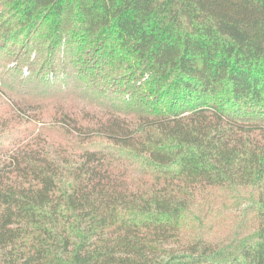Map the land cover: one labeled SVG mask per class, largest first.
Listing matches in <instances>:
<instances>
[{
  "label": "trees",
  "instance_id": "1",
  "mask_svg": "<svg viewBox=\"0 0 264 264\" xmlns=\"http://www.w3.org/2000/svg\"><path fill=\"white\" fill-rule=\"evenodd\" d=\"M0 68V264H264V0H0Z\"/></svg>",
  "mask_w": 264,
  "mask_h": 264
},
{
  "label": "rangeland",
  "instance_id": "2",
  "mask_svg": "<svg viewBox=\"0 0 264 264\" xmlns=\"http://www.w3.org/2000/svg\"><path fill=\"white\" fill-rule=\"evenodd\" d=\"M1 71V68H0ZM3 73V72H2ZM1 73V74H2ZM0 74V103L5 102L7 103L12 109L15 115L23 117L25 120H28V122H35V117L37 116V111L41 110L42 115H40L44 120L48 119V115L50 111L53 109L52 103L47 102L44 103L42 99L48 94L49 87L48 86H42V85H33L37 92H33L30 90V88L20 85L19 88L16 86H11V88H7V81H4L2 75ZM61 84V83H60ZM74 84V85H73ZM76 84V85H75ZM81 86L80 82L68 81V84H65L64 86H56V89H66L71 88L70 92L72 95H74L75 101L78 106H84L89 109H94L96 107H100L98 105L96 96L94 95H86L82 91H79V87ZM26 91L28 94H23V92ZM41 94V95H39ZM33 105H38L34 107H40V109L35 110L33 108ZM48 113V115L45 114ZM11 114V113H10ZM12 115V114H11ZM14 118V117H13ZM18 121H21L18 117ZM38 126L40 123H38ZM231 196L230 193L223 194L220 192H211L207 195V202L210 205H215L218 202L217 206V213L214 217L208 222V227L204 231L203 237L207 240H212L215 238V240L225 239L232 237L231 233L234 232L235 228H237L238 224L241 221V205L240 206H234L228 204L227 206L224 205L222 208L221 202L225 201ZM193 229V228H192ZM191 229V230H192ZM191 237H194L191 233H185L186 239H191ZM183 242H186L187 240L183 239Z\"/></svg>",
  "mask_w": 264,
  "mask_h": 264
}]
</instances>
